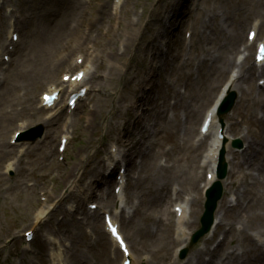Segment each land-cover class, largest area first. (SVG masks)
<instances>
[{
    "label": "rangeland",
    "instance_id": "obj_1",
    "mask_svg": "<svg viewBox=\"0 0 264 264\" xmlns=\"http://www.w3.org/2000/svg\"><path fill=\"white\" fill-rule=\"evenodd\" d=\"M67 1L0 0V36H3L0 49L6 44L9 26L15 21L23 26L20 28L21 41L19 36L10 65L0 66V91L4 87L10 91L1 108L5 117L0 125V178L4 179V188L13 186L7 196L12 208L0 215V264H52L48 239L57 241L69 264H120L123 257L105 233L104 215L116 218L135 264H163L157 259L155 250L162 247L166 236V232L159 230L163 228V222L166 224L163 219L170 220L175 228L174 205L187 200L186 223L190 226L186 224V230L193 234L200 226L209 170L208 164L202 163V156L207 148L204 142L210 143L212 136L198 141L199 126L231 75L235 76L233 87L238 97L232 112L224 117V124L227 135L232 139L240 138L245 148L236 151L230 145L227 147L228 172L223 182V197L218 203V221L222 204L226 205L221 210H232L227 202L232 198H238L240 202L235 210L227 213V220L223 219L226 237L216 258L220 257L222 261L227 253L236 250L235 264H257L248 248L264 250V243H256L257 237L264 241V171L258 166L264 159V130L256 137V128L243 123L242 118L249 104L251 112L256 111V118L264 122L263 110L250 107L264 98V92L258 91L264 87V70L253 66L254 45L250 52L246 49L250 45L247 33L253 30V25L258 26L257 42L264 41V0H119L118 3L117 0H87L78 10L79 0H70L76 4L75 9L72 4L70 9L67 8ZM168 7L171 8L170 15H167ZM39 13L47 16H39ZM170 18L173 24L171 22L169 27ZM109 21L111 33L120 37L119 47L126 41L129 43L124 54L117 50L123 56L122 64H117L115 57L110 56L109 48L105 53L98 50L104 42L101 39ZM69 22H74L70 30ZM61 25L63 28L59 30ZM132 30L134 33L130 34ZM158 32L160 54L155 56L144 47V41ZM51 34L54 36L49 43L54 41L53 47L41 53L40 45ZM74 47L79 50L74 51ZM53 50L55 55L47 59ZM167 51L171 52L170 56L165 54ZM39 53L44 57H39ZM77 57H80L79 63ZM59 58L67 59L56 63ZM82 63L84 67L91 66L89 80L84 85L87 95L78 102L72 114H68L65 104L66 90L61 91L58 102L51 109L40 107V95L49 92L50 85L60 89L61 84L67 83L62 80V75L71 76L80 70ZM41 64V70H48L45 77L36 73L37 77L24 83L14 76V73ZM74 65L77 67L72 69L70 66ZM116 67L117 75L114 73ZM168 68L172 69L169 78ZM251 68L257 70L256 79L250 74ZM143 70L146 81L139 86L150 98L142 108L132 99L131 93ZM154 70L158 71L154 73ZM128 78L131 81L127 83ZM158 79L164 87L168 81L173 87V96L165 97L167 112L163 108V112L158 113L161 99L148 90L151 80ZM125 83L127 92L123 91ZM240 85L244 92L239 91ZM127 104L132 105L134 117L131 118L147 125L149 136H144L137 145L141 154L135 150L131 161L127 157L123 161L122 156L108 165L111 149L120 147L109 136L107 124L121 125L126 119H116L117 108ZM123 110L122 115L125 114ZM49 121L50 124H45ZM39 127L43 130L41 139L32 144L21 140L22 133L28 131L35 137ZM17 130L19 136L13 137ZM63 136L67 142L60 153L58 145ZM121 137L124 140L130 138ZM149 138L150 145L147 146L145 140ZM136 139L140 137L136 136ZM252 141L255 142V151L250 157L252 162L239 167L238 155L248 150ZM8 164L16 167L17 172H6L4 166ZM70 165L75 167V173L82 181L78 183L77 192L69 195L62 179ZM120 174L123 180H119ZM150 183L157 189H151V194L159 197L152 202H148L146 194ZM175 186L179 192L172 195L171 188ZM32 189L35 191L29 194L28 202H23L24 196L20 192ZM120 192L126 209L115 213ZM192 199L195 202L190 204ZM43 205L49 208L46 217L36 226H26L32 219L30 214ZM91 205L96 208L91 209ZM69 207L74 208L75 213H70L78 217L83 235H88V240L78 246L70 239V232L76 233V230L62 214V209ZM129 208L132 209L130 215L126 214ZM144 225H148L153 233L141 235L138 230ZM174 230H170L173 244L169 245L171 257L168 263L193 264L195 253L203 247L206 236L184 259H179L176 250L181 243ZM26 231H32V240H26ZM83 235L82 239H86ZM232 236L233 242L229 243ZM222 238L220 234L210 248L213 249ZM75 246L82 259L74 256L72 249ZM221 263H227V260Z\"/></svg>",
    "mask_w": 264,
    "mask_h": 264
},
{
    "label": "bare ground",
    "instance_id": "obj_2",
    "mask_svg": "<svg viewBox=\"0 0 264 264\" xmlns=\"http://www.w3.org/2000/svg\"><path fill=\"white\" fill-rule=\"evenodd\" d=\"M85 1H87V0H85ZM117 1L119 2V0H117ZM80 6L81 5H79L78 9L80 8ZM73 7L74 8L76 7L74 2H73L72 8ZM19 8L20 7H18V9ZM67 8H69V9L71 8L70 1H67ZM115 9H116V7H115ZM13 10H14V12H16V9H13ZM170 13H171V8L168 7L167 15H170ZM43 15L47 16L45 13H39V16H43ZM64 16H65V14H64ZM49 17H54V16L53 15H49ZM172 18L168 19L169 27H170V23L171 22L173 24V19ZM92 22H94V20H92ZM16 23H17V21H15L12 25H10V30L8 31L7 36L8 35H15V33L18 31V29L20 28L21 24L20 23L16 24ZM61 27H63V26L61 25ZM110 28H111V21L108 22V28L105 31V33H104V35H103V37L101 39L104 42L100 45L98 50H102L105 53L106 48H109L111 50V52H112L110 54V56H114L115 57V60H116L117 64H122L123 63V56L119 55L117 53V50H119V51L121 50L122 54H124L126 52L125 48L128 47L129 43L126 41L125 44H122V46H121L123 48L119 47L118 44L120 43V37H119L118 34H112L111 31H110ZM58 29L60 30V28H58ZM257 29H258V26L254 25L253 26V31H255ZM163 30H165V29L163 28ZM121 31H123V29ZM133 33H134V31L132 30L130 34H133ZM60 34H61V32H59V35ZM159 36H160V33L158 32V33H155L152 36L151 39H148V40L144 41V47L147 48L148 52H151L155 56H158L160 54V51H159L160 50ZM255 39H256V37H255ZM30 42H32V41H30ZM47 42H48V38L45 41V43H47ZM258 44H264V41L260 42ZM40 46H41V48H39L40 52L43 53V52H45L46 49H51L53 47V42L51 44L48 43L46 46H45V44L40 45ZM9 47H13L12 44H10ZM252 48H253V43L251 45H249V47H247L246 49H247V51L250 52ZM255 48H256V45H255ZM75 50H79V48L78 47H74V51ZM5 52H7V49H4L3 51H1L0 52V56H1V53H5ZM9 52H12V50H10V51L8 50V54H9ZM53 52H54V50H53ZM55 52L53 54L51 53L52 55L49 54L51 56L50 57L47 56L46 58L47 59L51 58L52 56L55 55ZM99 54H101V53H99ZM165 54L170 56L171 52L167 51ZM4 56H5V54H4ZM38 56L42 57V58L44 57L40 53H39ZM135 57L138 59V55L136 53H135ZM66 59L67 58H61V59L59 58V59L56 60V63L66 62L65 61ZM77 59H79V57H77ZM254 64H253V66H256V67L259 66L261 68V71L264 70V63L257 65L256 62L254 61ZM83 65H84V63H82V66L80 67V70H79V72L83 73L82 78L80 80L74 79V78H72V79L70 78L66 84H61L60 85V92L63 89H66L67 94L71 95V94L75 93L77 90L79 91L81 88L84 87L86 82L89 80V75H90L89 73H90L91 66L88 65L87 67H84ZM42 67H43V65L41 64L38 67H35L34 69L32 68L31 70H23L21 73H19V74L17 73V75H18L19 78H21L23 80L24 83L29 82L31 79H34L35 77H37L36 73L37 74H41L42 77L43 76L45 77V75L48 74L47 73L48 70H47V68L41 70ZM70 67L72 69H74V68L77 67V65L70 66ZM171 70H172L171 68H168V72H167L168 78H169V73H170ZM113 71H114V68L110 71L111 74L113 73ZM157 71L158 70H154V73L157 72ZM79 72H77L74 75L76 76ZM256 72H257L256 69L251 68L250 74H253V76H254V74ZM114 73H116V75H117L118 67H116ZM262 74L263 73H261V75ZM63 76H65V74ZM151 76L152 77L154 76L153 72H152ZM138 77L139 78H138L137 83L135 84L134 90L132 89L133 93H131V96H132V99L135 100L136 102H139V105L143 108L144 102L147 101L150 98L148 95H146L144 93V91H141L142 86L141 87L139 86V84L141 82L146 81V72L144 70L140 71L139 74H138ZM254 78H255V76H254ZM130 81L131 80L128 78L126 82L128 83ZM233 81H234V76H232L231 80H229L228 83L224 86V89L221 91L220 96L215 100V103H214L213 107L210 108L208 110V112L203 115L204 116V120H205V118L207 116H209L211 118L209 130H208L207 134H210L212 136V139L210 140V143L208 145H205V146H207V148H206V151H205V154H204V158H203V160H204L203 162L204 163L207 162V164L209 166L208 173L211 175L210 179L207 181V184H209L210 182H212L215 179L214 170H215V165H216V162H217V157H218V153H219L220 148L223 147L224 149H227V147H228V145H229V143L231 141V138L226 133L227 129H225V131H224V127L223 126L220 127V125L218 124L215 110H216L217 105L219 104V101L224 96L226 90L230 89L229 92L234 91ZM10 82L11 81H9V83ZM9 83H7V84H9ZM14 83H16V82H14ZM156 83H158L157 86H156ZM27 84H29V83H27ZM82 84H83V86H81ZM49 87H50L49 89H52V90H50L49 93H52V92L56 91V89L53 88L51 85ZM127 89H128V87H127V84L125 83L123 91L127 92ZM148 90H149L150 93H152L154 95L155 94L159 95L158 98L161 99V105H159L157 110H158V113L163 112V108L166 107L165 103H164L165 102V97L171 98L173 96V87L171 86L169 81H168L166 87H164V84L160 81V79L154 80V81L151 80V86H150V88ZM239 91L240 92H244L243 87L241 85H240ZM258 91L264 92V87L259 89ZM9 95H10V91L7 88H5V87H4L3 90L0 91V125L3 123L4 117H5L1 108L4 105L3 104L4 101L5 102L7 101ZM1 96H3V97H1ZM39 103H40L41 107L47 108L46 106L45 107L43 106L42 99H40ZM255 106H257L258 108H261L263 110L262 112L264 113V98L257 100V102H254L253 104H250L251 108H254ZM155 109H156V104H154V112H153V114L156 113ZM160 109H162V110H160ZM122 110L125 112L126 115L125 114H123V115L120 114L122 112ZM167 110H168V108L164 109V111H166V112H167ZM117 111H118L119 114L116 115V119L120 118V120H123V119H126V120H124L121 125H119L118 123L116 124V123L108 122V124H107V132H108L109 136L112 139H115V143L118 144L119 147H120L119 149H123V150H119V149L116 150L113 147L111 149V151H110L111 152L110 156L107 158V163L106 164H108V165L113 164L116 161H119L122 156L124 157L123 161H125V157H127L128 161H131L132 160V154H133V152H135V150H136V152L138 154H141V151L139 150V148H137V145H138V143H140V140L143 139L144 136H146V137L149 136V132H150L149 128L147 127V125L146 126H144V124L141 125L137 120H134V118H131V116L134 117L133 113H131L132 112V105L129 106L127 104V105H125L123 107L119 106L117 108ZM68 114H72V112H68ZM50 121L49 122H45V124H50L51 123ZM242 122L243 123H248L249 125H252V126H254L256 128V131L254 132V135L256 137L260 136V134L263 132V131H261L262 129L264 130V122H263V120L256 118V111L255 112H251V110L249 108V104H248V110L245 112V114H244V116L242 118ZM220 128L226 134L222 140H219L216 137L217 131H219ZM17 131H15V132H17ZM121 136H126V137H130V138H129V140H124V139H122ZM136 136L140 137V139L137 140ZM63 138H65V137H63ZM202 139H204V137L199 134L198 141H201ZM150 140H151V138L145 140V145L149 146L150 145L149 144ZM200 143L202 144V142H200ZM254 145H255V142L252 141V144L249 147V149L245 150L242 154L238 155V160H240L239 167L240 166L243 167V165L248 166L249 163L252 162L250 157L253 155V153L255 151ZM132 148H134L133 151H131ZM249 150H251V152H249ZM145 153H146V151H145ZM153 156H154V154H153ZM153 156H152V158L154 160ZM72 165H70V168H68V170L66 171V173H65V175L63 176V179H62L63 180V184H65V188L69 191V195L72 192H77L75 190H77L78 183H80L82 181V177H78L77 176V174L75 173L76 169H75V167H72ZM258 166H259L260 170L264 171V159L261 160V163ZM4 168L6 169V171H13L15 173L17 172L16 167H14L11 164L4 166ZM108 174H109L108 176L111 175V173H108ZM156 175L159 177V174H156ZM122 179H123V175L120 174L119 180H122ZM150 179H152V176H150ZM158 184H162V183L158 182ZM166 184L167 183H165L164 185H166ZM4 185H5L4 184V179L0 178V215L4 214L6 209L12 208L11 206H9L10 202H9V199H8L7 196L11 194V190L13 189V186H8V187L4 188ZM141 189H143V187H141ZM151 189H153V190L155 189V187L153 186L152 183H150V187H148V190L146 191V194L148 195V199H147L148 202L155 201L156 199L159 198L158 195H152L151 194ZM34 191L35 190L32 189V190H29V191H27L25 193L24 192H20V194H23V196H24L23 202H28L29 194L30 193H34ZM154 191H157V189H155ZM173 191L176 192L177 188H174ZM3 194L5 196H2ZM51 194H48V196H50ZM84 199L87 200V198H84ZM124 202H125V199L122 196L121 192L118 193V201H117V204H116V212L115 213H117L118 210H120V209L121 210L124 209V206L122 205ZM194 202H195V200L192 199L190 204H193ZM239 202H240V200H238V199H236L235 201L233 199H231L229 202H227V203H229L228 207H231L232 210H235V208L239 205ZM27 205L29 206L30 203H27ZM225 205L226 204L224 203V204H222L220 206L221 218H220V221L217 224H215L216 220H217V216L215 215V217H214V220H215L214 227H212L211 232L207 236L209 238H207V239L205 238L204 239L205 241H204L203 247L201 249H199L195 253L196 259H195V262L193 264H222L221 262H226V260H227V263H224V264H235L234 263L235 259H237V257H236L237 251L236 250L231 252V253H227L225 258L222 259V261H221L220 257H219L218 260L216 258L217 254H218V252L220 250L221 244H222V242L224 240V237H226V232H223L224 231V225L222 223L223 219L227 220V218H228L227 213L232 211V210H229L228 208H225V209L221 210V208H224ZM176 206H177V210L174 211L175 215L177 216V219L175 220V223H176L175 228L171 226L170 220L165 219L166 224L163 222V224H162L163 228L159 229L162 233L166 232V236L164 238V243H163L162 247L159 246L158 248H156L157 250H155V253H156L157 259L158 260L160 259V261L163 262V264H170V263H168L169 260H170V257H171V252H170L171 248L169 249V247H170L169 245L171 244V246H172V244H173L172 238L170 236L171 235L170 234V230L171 229H175L174 231L176 233V236H177V239H178L179 243H181V246L184 245L187 242L188 238L190 237V232L186 230V226H187L186 224L189 225V223L185 222L187 220V218H186L187 217V209H188L187 200H185L184 202H182L180 204L178 203L174 207H176ZM48 209H49L48 206L43 205L42 207H40L37 210L33 211L31 214L29 213L32 216V219H31L30 222L26 223L25 225L26 226L27 225L36 226L39 222H41V220H43L46 217ZM73 209H74L73 207H69V209H67V210H63L62 209V214H63L64 217L69 218V220L71 221V224H72V225L70 224V226L76 230V233H73L72 231L70 232V239H72L75 243H77V246H78L79 244H83L84 242H86L88 240V235L86 233L85 235H86L87 238L86 239H82V235L84 234L83 233V227L78 222V217H74L72 215V213H70L71 211H73V213H75V210H73ZM195 211H196V209H195ZM229 216H230L231 219L234 218V216H232V215H229ZM53 217L55 218V215H53ZM56 217H57V214H56ZM148 217H151V215H149ZM112 220L114 221V223L117 222L116 218H112ZM149 229L150 228H149L148 225H146V226L144 225L143 227H141L138 230V232L141 235H148V234L153 233V231L151 230V232H150ZM230 229H231V226L229 225V230ZM219 234L223 235V239H222L221 243H218L215 246V248L211 249L210 246L214 243L215 239L218 237ZM85 235H83V236H85ZM108 236L110 238V242L112 243V245L113 246H117V248H119L118 245L115 243V241L110 237L109 233H108ZM233 239L234 238L232 236L230 241H229V243L233 242ZM48 240H49V245L51 246L50 249H49L50 250V254L49 255L51 257L52 264H67L68 261L64 260L63 255H62V253L59 250L60 248L57 245L58 244L57 241L55 239H48ZM256 243H258V244L263 243L262 238L257 237L256 238ZM75 248L72 249V252H73L74 256L76 257V259H79V258L82 259L81 254H79V250H78L79 248H77L76 246H75ZM242 250L244 251V248H242ZM248 250L251 253L250 256L253 257V259L257 260V262H258L257 264H264V250L263 251H261V250L259 251L257 247H253V246L248 248ZM129 257L131 259L132 264H135L136 263L135 260L129 254V251H128L126 258H129ZM123 261H124V259L121 261V264L123 263ZM171 264H173V263H171ZM174 264H176V263H174ZM191 264H192V262H191Z\"/></svg>",
    "mask_w": 264,
    "mask_h": 264
},
{
    "label": "water",
    "instance_id": "obj_3",
    "mask_svg": "<svg viewBox=\"0 0 264 264\" xmlns=\"http://www.w3.org/2000/svg\"><path fill=\"white\" fill-rule=\"evenodd\" d=\"M234 98H235L234 93H230V95L225 99V101L223 102L220 108L219 116L226 114L227 112L230 111L234 103ZM233 146H240V142L239 141L234 142ZM225 175H226V164L224 162L223 152H222L221 159L218 165L217 178L219 180L223 179ZM221 192H222V186L219 181L215 182L213 186L207 191L206 194L207 202L205 204L206 210L201 218L202 228L194 234L191 245L196 243L200 237H202L206 232H208L212 221V213L215 210L216 202L221 197Z\"/></svg>",
    "mask_w": 264,
    "mask_h": 264
}]
</instances>
